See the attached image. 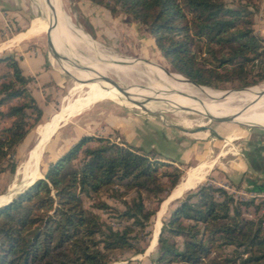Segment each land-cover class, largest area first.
I'll list each match as a JSON object with an SVG mask.
<instances>
[{"label": "trees", "instance_id": "obj_1", "mask_svg": "<svg viewBox=\"0 0 264 264\" xmlns=\"http://www.w3.org/2000/svg\"><path fill=\"white\" fill-rule=\"evenodd\" d=\"M91 1L112 16L130 15L175 71L202 86L241 88L264 79V39L254 31L260 0ZM0 63L7 68L0 74V106L8 103L0 118L9 119L0 127V164L8 160L14 170L10 156L29 129L28 109L38 120L42 107L28 87L33 77L14 53ZM159 157L107 137L81 136L44 177L0 206V264H121L113 262L115 251L143 252L152 217L182 175ZM102 193L122 207L101 197L92 206L117 225L84 205L83 195ZM177 201L162 220L155 255L139 264H264V212L243 211L258 210L264 199H244L204 181Z\"/></svg>", "mask_w": 264, "mask_h": 264}, {"label": "rangeland", "instance_id": "obj_2", "mask_svg": "<svg viewBox=\"0 0 264 264\" xmlns=\"http://www.w3.org/2000/svg\"><path fill=\"white\" fill-rule=\"evenodd\" d=\"M46 1L52 14L55 9L56 11L60 9L65 13L66 18V21L62 22L66 26L82 30L96 46L94 50L103 53L91 51L94 53L92 54L81 47H79L80 50L76 49L69 40L68 34L56 31L54 40L58 43L60 53L84 67L88 73L85 75L75 68H69L70 70L67 71L61 66H57L52 57L50 44L48 46L47 43V35L50 29L44 28L42 22L39 31L26 36L34 35L27 38L28 42L24 45L31 49L38 48L44 57V70L38 78H33L28 84L31 93L42 107V114L36 120L35 112L28 109L29 129L10 156L16 163L15 169L10 170L7 164L8 160H4L0 164V168H3L0 170V196L13 190L17 185L24 184L32 176V172L27 170L29 166L27 154L38 136L39 127L53 118L63 106L76 104L98 91V87L93 82L99 83L102 80L94 79L91 75V72L95 75V70L98 74L99 67L105 65L102 64L103 61L98 56L103 58L114 57L111 59L117 62L119 58L125 60V65L118 63L127 72L138 77L147 78L159 73H179L171 67L162 55L151 35L130 15L119 11L112 16L104 6L91 0ZM258 3L260 9L254 15V31L264 39V0H260ZM59 5H61L60 8H58ZM34 11L33 8L32 23L35 20L39 21L38 15ZM47 15L50 14L47 13ZM25 18L28 20L27 14ZM18 27L16 23L6 22L4 25L5 32L0 34V38H6ZM4 45L0 44V56L15 52L13 45L6 46L5 49L2 48ZM86 48L88 49V47ZM14 55L17 56L16 52ZM89 60H98L97 63L100 64H92ZM106 64L108 67H115L122 74V71L115 64ZM6 70L4 64L0 63V74ZM106 75L109 80L114 81L119 86V92L122 94L131 93L114 71H106ZM2 79L0 77V81ZM164 84L167 82L165 81ZM253 85L245 86L244 91L237 92L242 93L247 91L246 89L264 86V79ZM228 88L237 87H235V83H227L225 87L218 88V90ZM172 97L178 98V96ZM218 97L221 99L222 110H217L208 101L199 99L184 101H177L176 99L174 102L166 103L165 101L168 99L156 101L140 98L137 102H133L132 100L120 101L110 96L97 98L82 111L61 123L54 135L44 145L38 170L40 176H44L49 164L70 149L81 136H103L120 145L141 148L151 156H161L159 158L163 161L170 162L171 165H177L182 169L180 178L184 175L183 179L193 166L214 160L202 179L189 185V187L196 188L202 182L210 181L234 191L241 198L253 197L255 202L261 201L264 199V128L252 124L264 127V101H258L256 94L240 97L241 102H235L229 96ZM7 104L1 105L0 108H5ZM243 104L248 108V111L238 113L241 111L239 106ZM225 115H233L235 120L209 119V116ZM250 115L257 117L261 122H256L250 118ZM8 122V118H0V127L8 124ZM36 179L38 178H34L33 182ZM27 184L14 191L9 197L13 198L22 192ZM251 193L255 195L252 196ZM183 194L178 198L182 197ZM130 195L131 193L126 197L129 198ZM98 197L119 207H122L121 202L118 199L108 197L105 193L93 194L91 197L83 195V202L86 207L99 212L104 219L111 221L113 225H117L114 222L115 219L108 212L92 206L93 201ZM178 198L170 200L165 211L160 215L156 216L155 212L150 225L151 236L141 242L142 245L146 244L143 252L115 251L113 262L121 264L148 262L156 252L157 242L155 240L152 242L153 234L155 237L157 233L154 227L157 222L156 218L158 217L157 220L160 219V227L163 218L177 204ZM146 202L149 205L153 204L149 199H146ZM243 211L247 216H257L264 212V204L258 210L254 205L243 206Z\"/></svg>", "mask_w": 264, "mask_h": 264}, {"label": "bare ground", "instance_id": "obj_3", "mask_svg": "<svg viewBox=\"0 0 264 264\" xmlns=\"http://www.w3.org/2000/svg\"><path fill=\"white\" fill-rule=\"evenodd\" d=\"M32 1L35 2L34 12H36V15H38V19L40 22L36 20L33 21L31 28H29L27 32L21 34L18 37H15L14 39L9 41L4 46L6 47L9 45H12L15 41L25 38L28 34H33L39 31V29L42 26L40 23L42 22V24L44 25V28L50 29V32L48 33L49 36L47 35V39L49 40V41L47 40V43H48V46L50 44V48H51V51L55 59L61 64H65L69 66L70 68H75L76 70L84 73L85 75H88L84 67L64 57L59 52L57 42L54 40V37L56 38V31L62 32L63 34H66V35L68 34L69 40L73 43L76 49L80 50L79 47L85 48L90 53H92L91 51H94L96 53H100L101 51L97 52L98 50L97 51L94 50L96 46L92 43L90 38L82 30L72 27V26H68V25L66 26L65 23L62 22V21H66V18H65L64 13L60 11V9H58L57 11L55 9L54 13L52 14L49 11V7H48L46 0H32ZM60 6L61 5H59L58 8H60ZM47 13H49L52 17L50 15H47ZM83 44L86 46H84ZM86 47H88V49ZM0 49H1V46H0ZM98 58H100L103 61V63L101 62L102 64H105L99 67L98 74L96 73V70L94 71L95 75L91 72V75L94 79L98 78L102 80L99 83L96 81L93 82L98 87V91L95 92L94 94H91L87 98L78 101L76 104L63 106L62 109H60L53 118H51L49 121L45 122L39 127L38 136L27 154L29 166L28 168L27 167L26 168L27 170L29 169L32 172V176L24 184L17 185V187L14 188L13 190H10L6 194L0 196V203L5 202L8 199V197L12 195V193L16 191L17 189H19L21 186L26 185L27 183H30L31 181L34 180V178L36 177L38 178V176H40V172L38 171L40 168V164H39V167L37 168L38 151L40 150L42 153V149L44 145L46 144L47 141L50 140L52 135H54L59 125L63 123L64 121H66L67 119H70L73 115L82 111L89 103H91L95 99L100 98L102 96L103 98L105 96L106 97L110 96V97H113V99L116 98L120 101L132 100L133 102H137L138 100H140V98H145L147 100H156V101L168 99L165 101L166 103L174 102L176 99L177 101L193 100V99L198 100L199 99V100L208 101L213 106V108L217 110L223 109L221 101H220L221 99L218 96H229L232 100H234L235 102H238L241 99L240 97H243L249 94H256L258 101H264V86L251 88L249 90L246 89L247 91L242 92V93H238L237 91L226 92L223 90H218V89H214V88L207 87V86L196 85L179 73L177 74L159 73L152 77H147V78L138 77L134 74L127 72V70L122 66L126 64V61L121 58L117 60L122 65H120L117 61L111 59L114 57L108 56V58H103V57L98 56ZM89 61L92 64H94V63H97L98 60L97 61L89 60ZM106 63L115 64L122 71V74L118 70H116L115 67L113 66L108 67ZM97 64H100V63H97ZM106 71H114V73H116V75L119 76L120 78L119 80L128 87V90H130L131 93L122 94L121 92H119L120 90L119 86L116 83H114V81H111L108 79L106 75ZM165 81L167 82V84H164ZM172 96H178V98L172 97ZM239 108L241 111H239L238 113L240 112L245 113L248 111V108L244 104L240 105ZM250 118H252L256 122H261L260 119H258L257 117L253 115H250ZM209 119L219 120V121H224V120L234 121L235 117L233 115L209 116ZM252 125L260 126L264 128L262 125H257V124H252ZM213 162L214 160H211V161L202 163L200 165L193 166L192 169L186 174L184 179H183L184 175L180 178L178 184L176 185L175 189L172 192V195L175 196V195H179L180 193L183 194V192L189 190L188 188H191L189 187V185L193 184L194 182L198 180H201L202 177L207 172V170L210 169V166L213 164ZM167 204H168L167 201L162 203V207L159 210L158 215H160L163 211H165ZM157 219L158 217L156 218L157 222L155 221L156 222V225L154 226L155 232H157L159 223H160L159 221L160 219L159 220ZM152 237H153L152 239V242H153L154 234Z\"/></svg>", "mask_w": 264, "mask_h": 264}, {"label": "crops", "instance_id": "obj_4", "mask_svg": "<svg viewBox=\"0 0 264 264\" xmlns=\"http://www.w3.org/2000/svg\"><path fill=\"white\" fill-rule=\"evenodd\" d=\"M34 6H35V2H33L32 0H0V34L5 32L4 25L8 21L10 23H16L19 26L18 28H16V30L12 31L11 34L6 36V38L4 39L0 38L1 41L0 44H7L15 37H18L21 34L25 33L23 31L25 30L28 31V29L32 25L30 23H32L31 21L34 18V15L32 14V9L34 8ZM26 14L29 17L28 20H26L25 18ZM32 36L34 35L15 41L12 45L14 46V50L17 54V56L16 55L15 56L19 59L18 61L24 73L29 74L36 79L38 78V76H40L41 72L44 70V65H43L44 57L39 52L38 48L31 49L28 48L27 45H24L26 42H28L26 39ZM3 47L4 49L6 48L5 46ZM52 57L55 63L57 64V66H61L62 69L67 71L70 70L69 66L58 62L55 59L53 53H52Z\"/></svg>", "mask_w": 264, "mask_h": 264}, {"label": "water", "instance_id": "obj_5", "mask_svg": "<svg viewBox=\"0 0 264 264\" xmlns=\"http://www.w3.org/2000/svg\"><path fill=\"white\" fill-rule=\"evenodd\" d=\"M49 36V35H48ZM132 58H135V57H132ZM143 60H145V59H143ZM162 66V65H161ZM163 67V66H162ZM163 68H165V67H163ZM166 70H168L167 68H165ZM169 71V70H168ZM188 79V78H187ZM189 81H191V82H193L194 84H196V85H201V84H198V83H196V82H194V81H192V80H190V79H188ZM206 86H208V85H206ZM209 87H211V86H209ZM211 88H214V87H211ZM245 87H241V88H228V89H221V90H223V91H226V92H231V91H239V90H242V89H244ZM214 89H218V88H214ZM47 143V142H46ZM42 153H43V149H42ZM42 153H41V151L39 150L38 151V154H37V156H38V163H37V168L39 167V164H40V160H41V157H42ZM41 177H44V176H38V178H41ZM33 181H31L30 183H28L27 184V186L28 185H30L31 183H32ZM179 182V181H178ZM178 182L174 185V187L170 190V192L166 195V197H165V199L161 202V204H160V207H159V209L156 211V216H158V212H159V210L161 209V207H162V203H164L165 201H167V202H169L170 200H172V199H174V198H178L179 196H181V193L179 194V195H175V196H173L172 195V192H173V190L175 189V187H176V185L178 184ZM12 199V197H9L5 202H3V203H0V206L1 205H3V204H5V203H7V202H9L10 200ZM160 228H161V225H160V227L158 228V230H157V233L155 234V237H154V240L157 242V238H158V235H159V232H160ZM152 239H153V237H152Z\"/></svg>", "mask_w": 264, "mask_h": 264}, {"label": "built area", "instance_id": "obj_6", "mask_svg": "<svg viewBox=\"0 0 264 264\" xmlns=\"http://www.w3.org/2000/svg\"><path fill=\"white\" fill-rule=\"evenodd\" d=\"M252 196H254L255 194L254 193H251Z\"/></svg>", "mask_w": 264, "mask_h": 264}]
</instances>
